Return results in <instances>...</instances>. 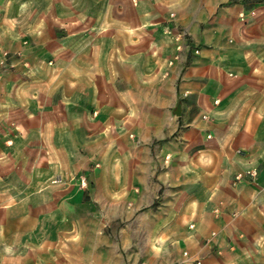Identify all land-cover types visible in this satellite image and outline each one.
<instances>
[{"label": "crops", "instance_id": "obj_1", "mask_svg": "<svg viewBox=\"0 0 264 264\" xmlns=\"http://www.w3.org/2000/svg\"><path fill=\"white\" fill-rule=\"evenodd\" d=\"M108 2L0 0V264H264V0Z\"/></svg>", "mask_w": 264, "mask_h": 264}, {"label": "rangeland", "instance_id": "obj_2", "mask_svg": "<svg viewBox=\"0 0 264 264\" xmlns=\"http://www.w3.org/2000/svg\"><path fill=\"white\" fill-rule=\"evenodd\" d=\"M115 10H116V6L114 5V3H112V0H109V2H108V11H109V13H114L115 12ZM125 10L127 11V10H129V11H131V6H129V5H126L125 6ZM28 12L30 11V9H28L27 10ZM171 17H174L175 15L174 14H171L170 15ZM35 21H32V20H25V21H23V24H25V25H27L28 27L31 25V24H33ZM54 22H57V21H54ZM93 24H98V21H91ZM104 22V21H103ZM117 22L118 21H115V19L113 20V19H108L106 22H105V25H102V26H104V27H102L103 29L104 28H109V27H111V26H113L114 24H117ZM104 24V23H103ZM102 29V30H103ZM54 31H55V35H56V37L58 38V39H63V41H67V39H68V33H69V31H68V21H66V20H62V21H59V25L58 26H55L54 27ZM97 29L95 30V29H93L92 30V32H93V34L91 35V37H89V45H93V43L96 41V39H97V37L95 36L96 34H94V33H97ZM164 33H165V36L170 40V41H172V42H174V44L176 43V41H178V42H184V43H187L188 44V46H190L193 42H192V37H191V35L186 31V30H183V29H180L177 33H173V31H172V29H166L165 31H164ZM143 45H147L146 44V42H143ZM184 47L185 46H182V44L181 45H178L177 46V49L179 50V52H180V54H183L182 52H184L183 50H184ZM187 47V46H186ZM95 53L96 52H94V51H91V54H92V57H94V55H95ZM199 53H200V50H199V48L198 49H196L195 50V55H199ZM2 55H3V57L0 59V60H2V59H6V61H7V58H9V57H11L12 55L11 54H9L8 52L7 53H5V52H2L1 53ZM1 55V56H2ZM155 58H156V65L158 66V68H160V71H164V69H166V67L168 68V67H172L173 65H174V60L172 61H169V60H166V59H163V57H160L159 56V54H158V52H155V54H152ZM29 66V65H28ZM7 68V63H6V65L5 66H0V75L2 74V72H4V70ZM165 73V76H167L168 77V75H169V72H164ZM184 100H180L179 102H178V104H177V106H176V110H175V113H174V115H175V117L176 118H178V117H180L181 115H182V113H181V108H182V106H183V104H184ZM206 117V116H205ZM205 117H203V119L204 120H207V119H205ZM190 127V125H183L182 127H181V129L182 130H185V129H187V128H189ZM209 138V140H211V136H209L208 137ZM5 184V180L4 179H0V185H4ZM64 185L65 183H63V181L60 179V178H56V179H53V180H51L50 182H49V185ZM46 186H48V183H47V185Z\"/></svg>", "mask_w": 264, "mask_h": 264}, {"label": "built area", "instance_id": "obj_3", "mask_svg": "<svg viewBox=\"0 0 264 264\" xmlns=\"http://www.w3.org/2000/svg\"><path fill=\"white\" fill-rule=\"evenodd\" d=\"M6 63H7L6 59L0 60V66L3 67V66L6 65ZM205 119H207V117H205ZM246 175H248V176L252 177L253 179H255V178L258 177V171L257 170H250V171H248L246 173L239 174L238 177H237V180L238 181L242 180L244 178V176H246ZM81 184H82V187H86L87 181H86L85 178L82 179ZM185 255H187V254L185 253ZM175 264H184V262H177ZM197 264H202V263L200 261H198Z\"/></svg>", "mask_w": 264, "mask_h": 264}]
</instances>
